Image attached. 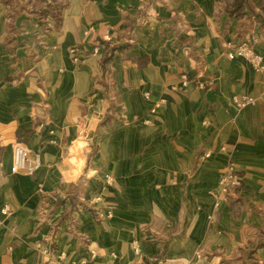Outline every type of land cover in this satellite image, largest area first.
I'll return each instance as SVG.
<instances>
[{
    "label": "crops",
    "instance_id": "crops-1",
    "mask_svg": "<svg viewBox=\"0 0 264 264\" xmlns=\"http://www.w3.org/2000/svg\"><path fill=\"white\" fill-rule=\"evenodd\" d=\"M39 1L0 0V264H264V70L229 56L264 64V0Z\"/></svg>",
    "mask_w": 264,
    "mask_h": 264
},
{
    "label": "built area",
    "instance_id": "built-area-1",
    "mask_svg": "<svg viewBox=\"0 0 264 264\" xmlns=\"http://www.w3.org/2000/svg\"><path fill=\"white\" fill-rule=\"evenodd\" d=\"M75 52V61H79V53H81L80 49L74 48L73 50ZM229 56L231 58L235 57H243L246 60H248L256 69L258 70H264V64H263V57L256 53L254 51L253 46L250 42L244 41L241 44L234 46L233 50L229 52ZM205 86V84H202ZM233 101L238 107H245L249 103H253L256 101V98L253 96H244V97H238L237 95L233 97ZM209 154L206 153V156ZM41 166V161L39 157H36L35 159H29L27 157V149L26 147L20 143L17 142L14 146V154H13V164L11 166L12 172L17 171H23L27 174H34ZM0 175H2V172H0ZM109 180H111V177H108ZM243 183V177H241L239 174L227 171L223 173L219 179L217 189H215L214 193L220 197L227 195L232 190L238 189L242 186ZM9 208L4 207L2 209L3 213H8ZM0 220V225H1ZM133 248L135 253H140V245L138 242H135L133 244Z\"/></svg>",
    "mask_w": 264,
    "mask_h": 264
},
{
    "label": "rangeland",
    "instance_id": "rangeland-1",
    "mask_svg": "<svg viewBox=\"0 0 264 264\" xmlns=\"http://www.w3.org/2000/svg\"><path fill=\"white\" fill-rule=\"evenodd\" d=\"M47 1H39V4L36 2L33 4V9L30 10V15L35 18L43 19L47 15L58 16L59 12L56 10L57 7H52L46 3ZM38 4V5H37Z\"/></svg>",
    "mask_w": 264,
    "mask_h": 264
},
{
    "label": "trees",
    "instance_id": "trees-1",
    "mask_svg": "<svg viewBox=\"0 0 264 264\" xmlns=\"http://www.w3.org/2000/svg\"><path fill=\"white\" fill-rule=\"evenodd\" d=\"M238 1H240V2H241V1L244 2L245 0H238Z\"/></svg>",
    "mask_w": 264,
    "mask_h": 264
}]
</instances>
